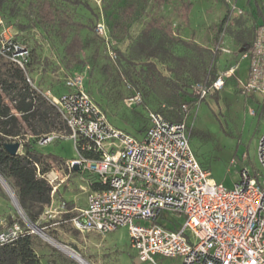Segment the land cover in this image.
Wrapping results in <instances>:
<instances>
[{
    "label": "rangeland",
    "instance_id": "374dc122",
    "mask_svg": "<svg viewBox=\"0 0 264 264\" xmlns=\"http://www.w3.org/2000/svg\"><path fill=\"white\" fill-rule=\"evenodd\" d=\"M38 0H7L0 7V44L10 38L32 50L30 77L34 87L42 92L51 90L61 96L71 89L64 79L69 75L84 77L85 87L107 113L117 127L127 130L138 138L148 125L149 110H162L165 113L177 112L179 103L160 93L149 90L134 68L124 60L130 45L151 18L163 16L172 24L174 34L215 53L209 68L223 72L233 64H239L237 75L226 80L225 86L210 94L188 112L183 111L181 119L190 126V144L201 164L210 169L212 178L231 189L238 180V170L248 167L259 169L257 156L258 140L264 130L260 120L256 99L259 94H247L242 89V81L248 77L250 60L242 58L243 52L236 40V34H246L254 28L258 20H264V0H191L189 20L183 21L179 8L184 0H169L158 4L155 0H86L92 9L75 6L57 0L76 21L87 27L81 30L84 47L81 57L84 65L68 68L64 59L63 42L59 28H42L35 19V6ZM134 10L129 13L128 7ZM228 17V18H227ZM103 19L108 27V35H100L96 26ZM223 48H228L227 53ZM184 48L174 46L172 52L182 54ZM193 57L194 53L186 51ZM171 60V59H170ZM170 60H156L164 74L172 75L167 69L173 66ZM210 78L200 81L208 82ZM192 83V81H190ZM192 90V84L185 85ZM139 94L142 103L135 107L127 104L128 97ZM195 101L193 95L183 97L181 102ZM251 110L257 112L256 115ZM56 133L65 136L55 138L51 143L38 146L44 153H51L60 159L53 162L59 165L68 159L76 158L77 151L67 136L63 120L57 124ZM47 160H50L47 159ZM234 160V161H233ZM74 181L62 186L55 199L65 200L67 209L82 207L87 202L88 192L82 190L87 181L101 182V177L90 170L79 171ZM13 192L15 189L7 182ZM89 190V189H88ZM0 194V232L9 228L14 221L20 224L26 219L4 189ZM16 193V192H15ZM64 195V196H63ZM62 196V197H61ZM59 204V203H58ZM55 204L47 213L46 207L36 224L41 231L35 234V250L40 264H81L64 250L53 244L44 235L59 244L77 251L90 264H154L141 262L137 251L131 246L128 227L102 234L96 231H76L71 223V213L63 212ZM86 205V204H85ZM57 209V210H56ZM14 218V219H13ZM164 223L167 220L160 218ZM169 221L184 222L185 216L168 217ZM142 223H149L142 221ZM45 233V234H44ZM156 264H182V258L154 255Z\"/></svg>",
    "mask_w": 264,
    "mask_h": 264
},
{
    "label": "built area",
    "instance_id": "2783aa9c",
    "mask_svg": "<svg viewBox=\"0 0 264 264\" xmlns=\"http://www.w3.org/2000/svg\"><path fill=\"white\" fill-rule=\"evenodd\" d=\"M96 30L107 37L103 19ZM223 50L230 53L228 48ZM0 56L26 69L31 50L8 38L0 44ZM242 58L250 60L242 89L263 96L260 117L264 123V21L257 25L253 44ZM239 67L231 65L210 83L196 82L195 101L183 103V111L221 90ZM28 81L32 83L30 76ZM64 83L71 90L61 96L51 90L42 93L60 112L69 130L66 137L78 155L59 165L47 160L45 171L39 163L35 165L38 175L52 187V200L75 173L76 164L79 171L90 170L101 177L103 187L88 191L85 206L70 210L65 200L59 202L58 208L71 213L75 229L107 234L126 226L141 262L156 264L154 255L160 254L180 256L182 264H264V130L257 146L259 169L240 168L238 180L229 189L215 181L210 169L198 160L184 119H170L159 110H149L148 125L138 138L110 121L86 89L84 77L69 75ZM126 101L134 107L142 103V97L135 94ZM251 113L257 114L255 110ZM60 135L65 136L45 134L38 143L46 145ZM82 190L87 191L83 186ZM176 215H184V222L168 220ZM21 232L22 225L14 221L0 232V243L12 241Z\"/></svg>",
    "mask_w": 264,
    "mask_h": 264
},
{
    "label": "trees",
    "instance_id": "16d2710c",
    "mask_svg": "<svg viewBox=\"0 0 264 264\" xmlns=\"http://www.w3.org/2000/svg\"><path fill=\"white\" fill-rule=\"evenodd\" d=\"M6 1L0 0V7ZM61 1L92 9L86 0ZM155 1L158 4L169 2ZM56 2L57 0H38L35 6V19L44 29L59 28L64 45L65 64L68 68L84 65L85 61L81 57L84 47L81 30L87 26L76 21L67 9L58 6ZM192 4L191 0H184L179 8L181 18L185 22L189 20ZM127 9L131 13L134 6L131 5ZM258 24L259 20L246 34H236L242 51H247L252 46ZM174 46L182 47L185 51L176 54L172 52ZM117 51L126 63L134 68L139 66V75L149 90L163 93L165 97L180 102L177 112L165 113L159 110L170 119L181 120L182 104L189 101L181 102V99L193 95L192 90L186 89L185 85L192 84L193 88L196 82L210 78L208 81L210 83L217 76L216 71L209 68L215 53L209 48L175 36L172 24L165 22L163 16L150 19L130 45L128 54ZM186 51L193 52L194 56H189ZM31 57L26 69H23L9 58L0 56V175L15 189L25 216L36 223L46 205L52 201V187L38 175L35 163H39L45 171L49 168L47 159H60L54 154L42 152L38 148L40 146L38 141L41 136L57 129L61 115L42 90L34 87L33 80L31 79L32 83L28 81L32 68ZM164 59H171L173 66L167 69L173 76L164 74L159 68L156 60ZM16 140L21 141L22 152L11 154L5 144ZM91 186L94 189L103 187L100 182L94 181L91 182ZM0 194L6 196L1 183ZM21 225L23 232L10 242L0 243V264H40L35 250V234L24 222ZM39 226L42 227L41 224Z\"/></svg>",
    "mask_w": 264,
    "mask_h": 264
},
{
    "label": "water",
    "instance_id": "95a60500",
    "mask_svg": "<svg viewBox=\"0 0 264 264\" xmlns=\"http://www.w3.org/2000/svg\"><path fill=\"white\" fill-rule=\"evenodd\" d=\"M7 150L11 153V154H16L19 152L22 143L20 140H16L13 142H8L5 144ZM75 170H79V165L76 164L74 166ZM0 183L3 186V188L7 191V193L9 194V196L12 198V200L14 201L16 207L18 208V210L22 213V215L24 214L22 207L20 205L19 199L16 195L15 192H11V188L9 187V185L7 184V181L0 175ZM27 221L29 222V224L31 225V227L33 228V231H41L42 229L39 227V225H37L36 223L30 221L27 219ZM45 234V233H44ZM48 240H50L53 244H55L56 246H58L59 248H61L62 246L69 248L67 245L64 244H59L56 241H53L52 239H50L49 237H47L46 235H44ZM59 244V245H58ZM71 249V248H70ZM73 250V249H72ZM81 256V254H79Z\"/></svg>",
    "mask_w": 264,
    "mask_h": 264
},
{
    "label": "crops",
    "instance_id": "0c3cea01",
    "mask_svg": "<svg viewBox=\"0 0 264 264\" xmlns=\"http://www.w3.org/2000/svg\"><path fill=\"white\" fill-rule=\"evenodd\" d=\"M261 22H263V20H259V23H261ZM239 65H240V63H239ZM240 68V67H239ZM239 70V69H238ZM238 72V71H237ZM252 94H257V93H252ZM260 95V94H259ZM261 96V99H256V104H257V106H258V108H259V115H260V109H261V106H262V102H263V96L262 95H260ZM260 120L262 121V119H261V117H260ZM263 122V121H262ZM19 152H22V146H21V148H20V150H19ZM79 170H76L75 171V173L71 176V178L68 180V182L65 184V185H67V184H69V183H72L73 181H74V184H75V181L76 180H73V178L74 177H76V176H78L79 175ZM73 180V181H72ZM91 182H93V181H87V182H85L86 184H84V185H82L83 187H85L86 189H87V191L86 192H88L90 189H94L92 186H91ZM65 185H63V186H65ZM89 189V190H88ZM98 189H101V188H98ZM95 190V189H94ZM62 191V187H61V189H60V191L59 192H61ZM64 196V195H63ZM62 197V196H61ZM61 200H59V202H60ZM56 199H54V200H52L51 201V203L50 204H48V205H46V210L48 211L51 207H53V206H55V204H58L59 203ZM87 202L85 201V203H84V205L83 206H85V204H86ZM64 212V211H63ZM66 213V212H65ZM14 219V218H13ZM13 221H16V220H13ZM10 228V227H9Z\"/></svg>",
    "mask_w": 264,
    "mask_h": 264
},
{
    "label": "bare ground",
    "instance_id": "6f19581e",
    "mask_svg": "<svg viewBox=\"0 0 264 264\" xmlns=\"http://www.w3.org/2000/svg\"><path fill=\"white\" fill-rule=\"evenodd\" d=\"M10 191L13 193L12 190H10ZM61 249L64 250L69 256H71L72 258H74L75 260L80 262L81 264H90L86 259H84L82 256H80L77 251L72 250V249L67 248V247H64V246H62Z\"/></svg>",
    "mask_w": 264,
    "mask_h": 264
}]
</instances>
